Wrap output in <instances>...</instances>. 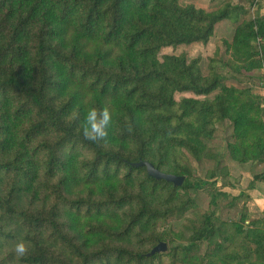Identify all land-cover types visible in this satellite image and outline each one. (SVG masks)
I'll return each instance as SVG.
<instances>
[{"label":"trees","instance_id":"16d2710c","mask_svg":"<svg viewBox=\"0 0 264 264\" xmlns=\"http://www.w3.org/2000/svg\"><path fill=\"white\" fill-rule=\"evenodd\" d=\"M244 10L230 0L214 11L182 0H0V264H156L164 256L203 264L200 244L224 236L229 223L225 240L241 246L209 242L206 264H264V215L246 228L245 215L223 222L212 212L187 245L147 255L164 240L160 227L192 206L190 189L204 186L192 159L214 157L218 123L233 121L229 147L240 163L264 162L262 97L228 86L214 69L205 75L200 57L162 54L208 43L218 23L233 20L227 64L263 68L264 13L240 20ZM215 91L213 99L175 96ZM105 106L108 137L85 140L88 108ZM140 160L184 175L183 185L150 176L133 165ZM19 236L30 253L13 262Z\"/></svg>","mask_w":264,"mask_h":264},{"label":"rangeland","instance_id":"374dc122","mask_svg":"<svg viewBox=\"0 0 264 264\" xmlns=\"http://www.w3.org/2000/svg\"><path fill=\"white\" fill-rule=\"evenodd\" d=\"M229 0H182V2H194L198 7L207 11H214L220 8ZM232 3L243 7L245 10L239 15V19H252L259 10V0H230ZM225 21V22H224ZM216 26L215 35L208 43H193L190 45H180L176 48L167 47L162 50V54H187L189 58L200 57V66L205 75H210L212 70H216L228 86L240 89H250L251 93L262 97L261 103L264 106V67L253 68L249 71H236L230 63L234 59V36L238 23L233 20H224ZM207 96H197L192 92H177V100L184 97H199L213 99L215 93ZM234 123L227 119L216 125L214 137L209 146L213 149L214 157L204 158L202 161L192 159L194 169V179L205 181L200 189H190L192 206L182 217L173 216L169 218L166 225L161 226L160 230H167L164 236L168 244L167 254L174 246L187 245L192 234V227L202 226L207 214L216 212L214 217L223 222H238L242 215L246 216L243 225L248 228L253 219L264 215V204L258 194H263L264 188L256 185L254 177L256 174L264 175V162L248 161L240 163L237 153L229 147L235 144ZM239 155V154H238ZM193 181V177H192ZM201 183V182H200ZM232 203V204H231ZM232 231V224L227 226L226 234L219 237L215 236L210 241L200 244L197 257L203 264L210 258L208 253L215 250L217 243L228 245L231 249L239 248L240 241L233 240L227 242L225 236ZM233 235V234H230ZM210 243L213 245L211 246ZM151 246H149L150 250ZM7 253L6 248L0 245V254ZM156 264H169V256H164L162 261Z\"/></svg>","mask_w":264,"mask_h":264},{"label":"clouds","instance_id":"9594fccd","mask_svg":"<svg viewBox=\"0 0 264 264\" xmlns=\"http://www.w3.org/2000/svg\"><path fill=\"white\" fill-rule=\"evenodd\" d=\"M113 113L108 107L88 108L83 122L82 133L85 140L94 143L105 141L108 137V130L111 126ZM13 262L24 259L30 253V243L23 236L17 239L9 246Z\"/></svg>","mask_w":264,"mask_h":264},{"label":"water","instance_id":"95a60500","mask_svg":"<svg viewBox=\"0 0 264 264\" xmlns=\"http://www.w3.org/2000/svg\"><path fill=\"white\" fill-rule=\"evenodd\" d=\"M134 166H146L148 174L157 179H163L168 182H172L174 185L181 186L185 181L184 175H176L173 173H166L159 170L150 161L140 160L139 162L133 163ZM168 250V244L165 241L159 242L155 247H153L148 253V256H154L156 254L165 253Z\"/></svg>","mask_w":264,"mask_h":264},{"label":"crops","instance_id":"0c3cea01","mask_svg":"<svg viewBox=\"0 0 264 264\" xmlns=\"http://www.w3.org/2000/svg\"><path fill=\"white\" fill-rule=\"evenodd\" d=\"M259 4H258V7H259V10L260 12L264 13V0H259ZM218 8L214 9V10H217ZM213 11V10H212ZM225 22V21H224ZM221 23V22H220ZM219 23V24H220ZM255 186H258L257 188H259L260 186H262L264 188V180H259L258 182H256V185ZM258 197L261 198V200L263 201V204H264V192L263 194H258Z\"/></svg>","mask_w":264,"mask_h":264}]
</instances>
